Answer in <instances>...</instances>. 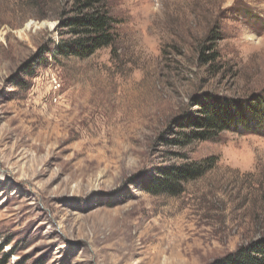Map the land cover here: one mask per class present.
Returning a JSON list of instances; mask_svg holds the SVG:
<instances>
[{"label":"rangeland","instance_id":"374dc122","mask_svg":"<svg viewBox=\"0 0 264 264\" xmlns=\"http://www.w3.org/2000/svg\"><path fill=\"white\" fill-rule=\"evenodd\" d=\"M78 1L0 0V261L216 264L264 237V130L184 140L207 100L264 103V0H105L116 42L87 58L55 52Z\"/></svg>","mask_w":264,"mask_h":264},{"label":"trees","instance_id":"16d2710c","mask_svg":"<svg viewBox=\"0 0 264 264\" xmlns=\"http://www.w3.org/2000/svg\"><path fill=\"white\" fill-rule=\"evenodd\" d=\"M73 12L74 17L62 21V27L68 28L72 38L59 42L55 50L57 54L87 58L101 48L113 47L116 42L114 21L105 0H80ZM201 106L203 109L195 118L197 131L184 133L185 142L215 140L225 131L259 134L264 130V103L259 99L241 104L207 100ZM208 164L195 161L183 167L166 169L162 171L165 178L155 180L147 190L177 195L182 191L181 182L201 178L213 168V164ZM216 264H264V237L241 246Z\"/></svg>","mask_w":264,"mask_h":264}]
</instances>
